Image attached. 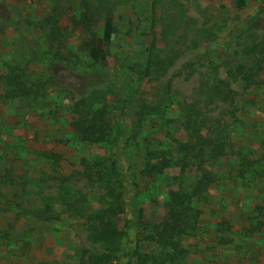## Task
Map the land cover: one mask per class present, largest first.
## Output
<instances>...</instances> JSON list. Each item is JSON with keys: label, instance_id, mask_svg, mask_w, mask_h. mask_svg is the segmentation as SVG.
I'll return each instance as SVG.
<instances>
[{"label": "rangeland", "instance_id": "obj_1", "mask_svg": "<svg viewBox=\"0 0 264 264\" xmlns=\"http://www.w3.org/2000/svg\"><path fill=\"white\" fill-rule=\"evenodd\" d=\"M245 2L139 0L153 6L148 62L133 0H0V264H264V31L246 29L254 15L264 24V0ZM108 13L116 32L95 62L83 44ZM99 110L105 140L86 142L72 123ZM145 146L172 165L140 179L142 221H128L124 176L143 168ZM171 192L191 208L173 255L144 239L177 224ZM105 217L120 232L139 224L142 241L104 243Z\"/></svg>", "mask_w": 264, "mask_h": 264}, {"label": "trees", "instance_id": "obj_2", "mask_svg": "<svg viewBox=\"0 0 264 264\" xmlns=\"http://www.w3.org/2000/svg\"><path fill=\"white\" fill-rule=\"evenodd\" d=\"M135 2L134 5V13L137 18L139 16H143L142 20L144 21L143 25V32L140 36H137L134 40V45L137 50L141 49L139 53L143 55V57L147 58V61L149 62L150 55L152 54L151 49L153 47V37L151 34L147 33V30L149 29V25L147 22L152 16L153 9L150 8L151 13H147L145 11V8L143 6L139 5V0H133ZM86 3V2H85ZM84 5V9L86 10V14L83 15V19L86 21H91V17L94 15V11L91 6L87 7V4ZM232 3L235 7V9H242L245 7L246 2L245 0H232ZM147 13V14H146ZM43 28L48 29L47 33V40L50 44H56L60 43L62 41V30L60 26L58 25L57 21L54 20L52 17H48L43 22ZM246 29L249 31H255V30H262L264 31V24L261 21V18L258 15H254L251 17L248 22L246 23ZM116 29L113 25L111 14L108 13L104 17V25L102 27L100 35L93 34L91 38H89L86 42H84L83 47L85 49V52L89 56V58L92 61H101L104 59V47L108 45L111 42V39L113 35L115 34ZM139 37H145L142 41ZM149 65L148 63H146ZM145 65V66H147ZM143 66V65H142ZM144 68V67H143ZM134 70V69H133ZM136 74L142 78L141 74V68L139 67L135 70ZM238 74L242 75L245 81H247V85L251 81V74L242 72L241 69L238 70ZM127 90L129 86L127 85L125 87ZM22 95L29 96L32 94L31 90H22ZM118 96V95H117ZM124 103L122 100H120V96L116 97L114 106L112 110H117L118 106ZM105 113L103 111H97L95 112L92 117L89 120L81 121L78 120L74 123H72V127L76 132H78L82 140L90 143H101L105 140ZM144 166L140 170L132 171L129 174H126L124 176V181L126 183V186L130 190V206L129 210L131 211L132 218L128 221H139L141 222V218L143 216L142 206L141 202L139 200V181L145 176L150 175L152 172L156 171L159 173H162L165 168L170 167L171 159L164 157L162 159V163L160 164H153L151 161V152L148 150V147H144ZM164 152V151H162ZM215 157V156H214ZM112 166H117V158L113 157L112 160ZM190 198L186 194H181V192H171V203L167 204L169 210V216L172 219L176 220L177 224H173L171 222H165L162 223L161 226H154L152 232H150L144 239L147 242L154 243L156 246L159 247H165L170 248L171 253L169 255L181 253L180 251V242L179 238L182 236L189 235L191 232L185 231L186 228V219L184 218L186 216L187 211H191V208L189 206ZM135 228L133 229L129 228L126 231L123 230V232H120L116 228L115 222L105 218H98L97 224L94 228V234L96 237H98L100 240H102L104 243L110 244L117 238H120L121 236L126 237V243H138L141 239H137V235L132 236L130 231L137 230L139 224H135ZM142 241V240H141ZM136 247L132 249V253L135 252ZM142 264H145V262H142Z\"/></svg>", "mask_w": 264, "mask_h": 264}]
</instances>
